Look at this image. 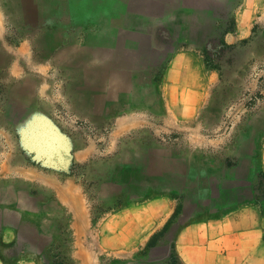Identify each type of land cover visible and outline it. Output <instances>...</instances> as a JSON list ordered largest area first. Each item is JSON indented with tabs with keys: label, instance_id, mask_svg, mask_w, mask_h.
Returning a JSON list of instances; mask_svg holds the SVG:
<instances>
[{
	"label": "crops",
	"instance_id": "obj_1",
	"mask_svg": "<svg viewBox=\"0 0 264 264\" xmlns=\"http://www.w3.org/2000/svg\"><path fill=\"white\" fill-rule=\"evenodd\" d=\"M230 17L234 28L224 33L225 43L248 41L240 70L243 77L246 70L252 74L248 81L256 91L249 116L235 130L228 121L249 111L248 98L235 109L234 98L222 92L226 86L223 72L209 69L204 58L186 44L174 47L169 55L168 44L160 40L162 44L151 49L161 54L163 62L157 81L152 71L147 72L152 77L149 84L131 91L120 83L106 94L111 88L105 85L94 110L90 109L95 101L90 93L77 87L74 94L71 89L69 102L76 108L71 113L85 120L96 118L100 130L112 118L113 133L120 140L142 130L164 142L169 134L179 136L174 143L177 149L168 151L163 145L157 152L161 163L151 160L152 168L140 152L130 161H119L133 166L125 175H109L115 206L100 221L98 237H91L83 182L73 175L74 166L88 165L94 154L88 127L75 131L73 124L55 125L53 109L41 96V81L35 76L12 78L11 70L5 71L0 63V86L4 88L0 99V264H95L93 243L121 252L126 259L136 258L175 215L179 181L187 182L183 190L188 193L193 190L190 182L202 181L200 169L198 174L186 173V164L190 168L202 162L196 155L187 160L186 150L204 153L215 170L227 161L248 168L251 157H256L264 173V72H255L264 63V47L255 38L256 25L259 34L264 30V0H238L236 7L231 4ZM225 120L226 131L209 139L211 133L222 131ZM251 142L253 152L249 151ZM153 153L148 155L154 158ZM58 157L65 160V167H57ZM231 180L245 182L236 185L245 190L242 201L220 213L199 205L195 216L173 232L179 264H264L260 191L251 174Z\"/></svg>",
	"mask_w": 264,
	"mask_h": 264
},
{
	"label": "rangeland",
	"instance_id": "obj_2",
	"mask_svg": "<svg viewBox=\"0 0 264 264\" xmlns=\"http://www.w3.org/2000/svg\"><path fill=\"white\" fill-rule=\"evenodd\" d=\"M237 2L238 0H118L117 11L120 20L112 23L104 33L100 27L102 19L98 20L95 18L96 16L93 19H87L76 32L73 46L80 52L86 51L90 47L89 39L99 40L102 37L99 50L103 56L100 61L103 62L97 66L106 67V69L100 88L106 85L114 89L115 83L121 82L122 87L127 85L128 91H131L132 88L149 84L152 77L148 73L152 71L155 74L154 81L156 82L158 79L163 62L161 54L151 50L152 46L162 44L160 43L162 40L163 44H168L170 55L176 49L174 47L186 44L187 47L204 58L209 69L223 72V81L226 86L222 92L234 98L235 109L242 99L248 98L247 102L251 104L248 106L249 111L244 116L238 115L228 121L229 127L233 125L235 130L249 116L256 96V91L250 86L252 81H248L249 75L252 74L248 75V70H246L247 73L245 72L243 77V71L240 70L247 55L248 41H242L237 45H227L224 40V33L234 28V21L230 17V7L231 4L236 7ZM3 6L4 4L0 0V50L10 56L7 62H3L5 71L6 68H9L7 72L11 70V77L15 79L35 76L41 81V96L53 109L56 116L53 115V118L57 121L54 123L55 125L64 128L68 124H73L75 131L79 126L88 127L94 154L88 165L74 166L73 175L83 182L90 206L91 237H98L100 221L115 206L112 196L113 187L109 186V175L111 176L115 172L125 175L133 166L132 163L122 164L119 161H130V158L134 159V154L140 152L139 154L144 156V160L147 159L148 167L152 168L151 160L161 163V157L157 156V152H161L163 145L164 149L166 148L168 151L173 148L177 149V145L174 143L177 142L179 136L169 134L164 142L158 135L142 130L129 132L120 140V137L113 133L112 118L100 130L95 122L96 118L85 120L75 113H71L76 108L75 103L69 102L71 99L70 89L74 87L76 81L78 82L76 78L78 75L80 76L78 70H81L83 66H63L57 63L55 57L61 54L60 48L52 52V55L43 57L34 44L33 34L21 32L19 24L11 20ZM98 15L100 18L102 13ZM259 30L260 26L256 25L255 38H259L264 47V30L261 31V34L258 33ZM38 31L36 30V32ZM35 35L37 36V33ZM163 55L166 57L165 53ZM88 65L92 67L91 63ZM258 71L264 72V63L257 67L255 72L258 73ZM262 79H264V75H262ZM244 82L247 85L243 84ZM3 90L4 88L0 86V99H3ZM98 97L95 93L90 94L91 100H95L90 105L91 110L97 108L96 99ZM65 122H68L67 125ZM228 125L225 120L222 131L211 133L209 139L224 133ZM17 139L20 140V135ZM53 141L55 142V139ZM54 142L50 141L49 143L54 144ZM39 144L42 145L41 142ZM254 148V143L251 142L249 151L253 152ZM206 150L208 149L202 151ZM151 151L155 152L153 153L154 158L148 155ZM186 153L187 160L193 155L201 158L200 165H190L189 168L186 164L184 169L187 174L191 175L195 172L198 174V169H200L203 174L202 181L199 184L189 183L193 188L192 193L183 190L188 187L186 181H179L177 187L180 192L174 196L177 204L176 213L167 234L159 237L152 249L146 248L139 251L134 259L124 258L121 252L103 249L95 241L96 244L91 245L95 253V264H174L173 232L195 216L199 205L205 206L207 211L212 208L220 213L245 198V190L236 188L237 184L245 182L232 181V177L251 174L255 187L260 191V202L264 207V177L259 170L256 157H251L248 168L245 164L241 166L236 161H227L215 170L204 153H199L202 156L198 152H190V150H186ZM31 154L34 158L37 157L36 154ZM57 161L60 162L57 167H65L63 163L65 160L58 157ZM154 167L159 168L160 164H155ZM211 173L212 175H210Z\"/></svg>",
	"mask_w": 264,
	"mask_h": 264
},
{
	"label": "bare ground",
	"instance_id": "obj_3",
	"mask_svg": "<svg viewBox=\"0 0 264 264\" xmlns=\"http://www.w3.org/2000/svg\"><path fill=\"white\" fill-rule=\"evenodd\" d=\"M2 4L11 20L19 24L21 32L33 34L34 44L43 57L60 48L61 54L55 57L57 63L63 66H83L81 70H78L80 76L76 77L78 84L76 82L75 85L73 84L74 93L78 87L86 93L102 94L100 83L105 77L106 67L97 66L103 62L100 61L103 56L99 50L102 37L99 40L89 39L90 47L86 51H78L73 44L76 32L87 19H93L94 16L98 20L102 19L100 27L104 33L112 23L120 20L117 11L118 0L108 2L107 0H2ZM99 13H102L100 18H98ZM36 30L39 31L36 32ZM9 59L10 56L0 51V63L7 62ZM88 63H91L92 67ZM82 75L85 77H81ZM113 91L112 87L106 91V94Z\"/></svg>",
	"mask_w": 264,
	"mask_h": 264
},
{
	"label": "trees",
	"instance_id": "obj_4",
	"mask_svg": "<svg viewBox=\"0 0 264 264\" xmlns=\"http://www.w3.org/2000/svg\"><path fill=\"white\" fill-rule=\"evenodd\" d=\"M262 174V177H264V173H261ZM172 223H173V219L172 220H170L167 224H166V226L164 227V229L161 231V232H159V233H157L152 239H151V241L149 242V244H148V246H147V249H152L154 246H155V244H156V240L159 238V237H163V236H165L166 234H167V232L170 230V228H171V225H172ZM172 248H173V257H174V264H179L178 263V261H177V258H176V256H175V252H174V245H172Z\"/></svg>",
	"mask_w": 264,
	"mask_h": 264
}]
</instances>
